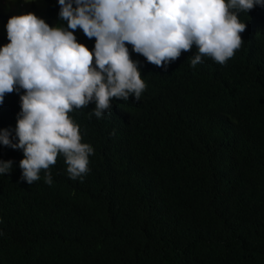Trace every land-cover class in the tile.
I'll use <instances>...</instances> for the list:
<instances>
[{
    "label": "trees",
    "instance_id": "1",
    "mask_svg": "<svg viewBox=\"0 0 264 264\" xmlns=\"http://www.w3.org/2000/svg\"><path fill=\"white\" fill-rule=\"evenodd\" d=\"M41 3L49 25L60 5ZM239 20L243 43L224 65L192 67V49L165 70L126 44L146 84L139 101L113 98L99 119L94 102L69 113L94 149L82 179L59 155L52 184L42 170L29 185L22 150L0 144L13 162L0 174V264H264V7ZM222 84L241 96L220 104ZM23 94L0 104L14 143Z\"/></svg>",
    "mask_w": 264,
    "mask_h": 264
},
{
    "label": "clouds",
    "instance_id": "2",
    "mask_svg": "<svg viewBox=\"0 0 264 264\" xmlns=\"http://www.w3.org/2000/svg\"><path fill=\"white\" fill-rule=\"evenodd\" d=\"M59 18L50 27L28 12L6 24L9 43L0 46V104L5 94L23 89L15 126L16 142L0 129V144L23 152L21 179L51 185L50 167L62 155L70 179L89 172L94 149L82 143L79 125L69 113L94 102L98 119L112 109V99L139 101L146 88L126 44L156 67L167 69L183 52L194 51L191 66L209 57L224 65L243 39L241 11L264 7V0H58ZM75 5V7L73 6ZM95 38L94 49L78 43L74 32ZM198 50V51H197ZM95 65V66H93ZM223 85L219 103L241 94ZM20 93V92H19ZM13 162L0 160V174Z\"/></svg>",
    "mask_w": 264,
    "mask_h": 264
},
{
    "label": "rangeland",
    "instance_id": "3",
    "mask_svg": "<svg viewBox=\"0 0 264 264\" xmlns=\"http://www.w3.org/2000/svg\"><path fill=\"white\" fill-rule=\"evenodd\" d=\"M75 7V5H73ZM45 5L41 3V0H0V36L7 35L6 24L8 19L13 15H21L31 12L38 18H44ZM46 17V16H45ZM50 27L62 26L67 29V22L57 19H52L49 22ZM71 31V29H68ZM81 29H77L75 32H81Z\"/></svg>",
    "mask_w": 264,
    "mask_h": 264
}]
</instances>
